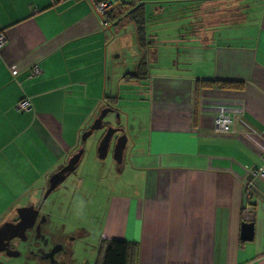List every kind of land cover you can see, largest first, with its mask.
Wrapping results in <instances>:
<instances>
[{"label": "crops", "instance_id": "0c3cea01", "mask_svg": "<svg viewBox=\"0 0 264 264\" xmlns=\"http://www.w3.org/2000/svg\"><path fill=\"white\" fill-rule=\"evenodd\" d=\"M208 13L181 62L155 57L146 34L145 77L127 80L107 73L114 24L104 25L89 0H0V224L40 200L110 100L107 81L125 80L138 87L140 130L122 159L134 193L110 199L98 241L136 243L135 264H264V178L253 174L264 168V0H230ZM132 44L125 73L139 59L134 35ZM196 79L244 86L201 88L195 102ZM23 98L30 109L18 111ZM220 107L230 117L225 133L214 130ZM243 221L253 223L249 240Z\"/></svg>", "mask_w": 264, "mask_h": 264}, {"label": "rangeland", "instance_id": "374dc122", "mask_svg": "<svg viewBox=\"0 0 264 264\" xmlns=\"http://www.w3.org/2000/svg\"><path fill=\"white\" fill-rule=\"evenodd\" d=\"M119 1L144 3V31L149 37L151 50L155 57L158 55L167 64L172 60L181 62L183 53L195 50L197 43L191 41L194 26L195 29L200 28L202 21L209 19L208 12L217 4L230 3V0ZM200 3L203 4L202 10ZM220 30L225 31L222 28ZM107 31L116 35L114 43L117 47L113 54L109 55L108 50L107 73L119 78L134 68L133 26L123 20ZM181 36L188 39L189 43L183 44ZM152 62L153 59L149 62L150 66L154 65ZM107 85V89L111 86L110 100L115 102L117 115L115 112L105 115L103 126L80 145L83 154L76 168L45 198L37 219L42 234L37 245H45L46 249L41 252L38 248L30 253L31 249H37L30 237L27 242L14 243L19 254L0 256V264H95L99 251L100 225L110 199L131 195L135 186V177L131 174L127 160L124 159L120 164L113 158L118 131L112 135L104 158L97 155L98 142L108 126L123 129L127 135L126 155L132 139L140 130L136 118L138 101L135 98L138 87L135 82L124 80L116 85V82L109 84L108 80Z\"/></svg>", "mask_w": 264, "mask_h": 264}, {"label": "water", "instance_id": "95a60500", "mask_svg": "<svg viewBox=\"0 0 264 264\" xmlns=\"http://www.w3.org/2000/svg\"><path fill=\"white\" fill-rule=\"evenodd\" d=\"M117 4H113L111 8L115 7ZM110 8V9H111ZM109 11L106 10L103 13H98V16L103 19L104 14H106ZM118 14L115 16L117 17ZM110 112H115L113 107L109 105L103 106L97 116L93 119V121L90 123V125L84 129L80 134V140L84 141L86 138H88L95 130L101 128L103 126V118L106 114ZM117 115V113H116ZM120 131L121 134L118 135V137L115 140L114 146H113V158L117 163H121L123 159V153L126 147L127 143V135L124 132L123 129H117L112 126H108L106 130L104 131L103 135L101 136L98 145H97V155L99 158H104L108 147L110 143V139L112 135ZM83 154V148L82 146L78 147L64 162V164L58 168L56 171L50 174V176L47 179L48 185L44 189L41 201L37 207L34 206L33 203L18 207L16 209V213L18 216L17 222H10L5 221L2 224H0V240L2 241V247H0V251H5V254L8 256H14L18 254L16 251H12L8 249L5 244L7 243V240L10 237H19L21 240L25 239L24 232L26 229L30 228L33 223L36 220V217L38 215L39 209L41 207V204L45 200V198L49 195L51 191H53L57 186L66 178V175L73 171L76 166L78 165V162ZM252 222H245L243 221L241 223V238L244 240H249L252 236ZM9 238H6L8 235ZM6 235V237H5Z\"/></svg>", "mask_w": 264, "mask_h": 264}, {"label": "trees", "instance_id": "16d2710c", "mask_svg": "<svg viewBox=\"0 0 264 264\" xmlns=\"http://www.w3.org/2000/svg\"><path fill=\"white\" fill-rule=\"evenodd\" d=\"M112 5L117 4L115 7L109 9L104 14V21L107 24L118 25L123 20L131 23L133 26L134 38L138 45L139 59L133 72L125 73L122 75L127 80H140L145 77V47H146V34L144 31V3H125L119 0H109ZM115 9V10H114ZM116 14L117 17L115 16ZM123 15L122 19L119 16ZM195 102L197 101L199 90L201 88H217V89H242L244 86L243 81L228 80V79H196L195 80ZM105 99H111L109 96ZM112 104L114 103L111 100ZM116 110V108L114 107ZM81 140L78 145L72 150L75 151L78 146L82 145ZM41 200V198H40ZM98 246V255L95 264H135L137 259L138 246L136 243L111 239L101 240Z\"/></svg>", "mask_w": 264, "mask_h": 264}, {"label": "built area", "instance_id": "2783aa9c", "mask_svg": "<svg viewBox=\"0 0 264 264\" xmlns=\"http://www.w3.org/2000/svg\"><path fill=\"white\" fill-rule=\"evenodd\" d=\"M90 3L92 4L93 8L98 12V13H103L106 10L110 9L112 6V3L109 0H89ZM103 20V24L105 25L106 22ZM5 42V37L2 33H0V46ZM41 72L40 67L37 64H34L31 67V73L33 75L39 74ZM15 108L18 111H27L30 109V102L27 98H23L20 101H18L15 105ZM213 124H214V130L217 132H228L230 130V117L227 115L225 112L224 108L220 107L217 111V114L214 116L213 119ZM253 174H259L264 178V168L259 169L255 171ZM249 188H250V183L246 182L245 184V189L247 192V197L249 195ZM243 215L246 220L252 219V207L247 203L244 208H243Z\"/></svg>", "mask_w": 264, "mask_h": 264}, {"label": "flooded vegetation", "instance_id": "af4514ba", "mask_svg": "<svg viewBox=\"0 0 264 264\" xmlns=\"http://www.w3.org/2000/svg\"><path fill=\"white\" fill-rule=\"evenodd\" d=\"M123 15H120L119 16V19H122L123 17H122ZM105 105H109V106H111V107H113L114 108V106H113V104L110 102V101H105V103H104V106ZM115 110V109H114ZM119 135L121 134V132H117ZM40 201L41 200H39V201H37V202H34L33 204H34V206L35 207H37L38 205H39V203H40ZM43 203H44V201H43ZM43 203L41 204V207H40V209H39V212H38V215H39V213H40V210H41V208H42V205H43ZM38 215H37V217H36V220H35V222L33 223V225L30 227V228H28V229H26L25 230V232H24V235H25V239L24 240H21L19 237H10L9 238V235L6 233V235H8L7 237H6V235H5V237L6 238H9L8 240H7V243L5 242V244H6V246L5 247H7L8 249H10V250H12V251H16L15 250V247H14V243H21L22 241H25V242H27L28 241V239L30 238L31 240H33V242H34V244L36 243V241H41V233H40V227H39V225L37 224V219H38ZM18 221V216L16 215L10 222H17ZM37 226V227H36ZM2 241L0 240V247H2ZM40 246V245H39ZM42 247H43V250L44 249H46V247H45V245H42V246H40L39 247V249L40 250H42ZM45 247V248H44ZM32 250V249H31ZM31 250H30V253H31ZM1 252H3V253H5V251L3 250V251H1ZM17 253H18V251H16Z\"/></svg>", "mask_w": 264, "mask_h": 264}, {"label": "clouds", "instance_id": "9594fccd", "mask_svg": "<svg viewBox=\"0 0 264 264\" xmlns=\"http://www.w3.org/2000/svg\"><path fill=\"white\" fill-rule=\"evenodd\" d=\"M112 7V6H111Z\"/></svg>", "mask_w": 264, "mask_h": 264}]
</instances>
